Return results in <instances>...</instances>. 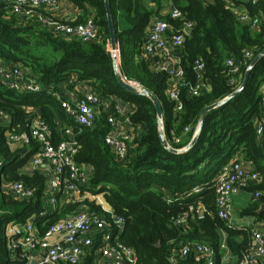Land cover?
Instances as JSON below:
<instances>
[{
	"label": "trees",
	"instance_id": "1",
	"mask_svg": "<svg viewBox=\"0 0 264 264\" xmlns=\"http://www.w3.org/2000/svg\"><path fill=\"white\" fill-rule=\"evenodd\" d=\"M66 1L79 13L68 23H82L90 16L99 40L63 38L35 20L17 18L12 6L0 1V62L4 67L19 66L26 77H36L42 86L41 91L30 93L0 84V111L7 116L0 120L1 183L6 187L20 182L33 191L29 200L20 201L1 187L0 256L5 255V264L18 263L11 257L9 243L15 236L6 234L7 225L32 220L38 234L43 235L50 225L77 208L75 204L64 206L58 202L46 212L45 175L40 169L25 170L38 143L31 140L27 146L14 147L8 142L10 134L27 133L35 119L48 126L53 144L67 140L65 130H70L77 144L75 161L89 169L90 192L100 194L107 207L123 219L119 241L133 250L137 264H172L170 258L186 243L211 248L215 264H222L227 250L233 260L225 264H237L249 251L251 229L245 225L233 228L218 217L213 179L230 162L229 156L239 152L240 160L260 177L258 184L247 188L251 201L239 215L264 223V210L257 213L264 204V147L258 142L256 126L264 117V57L239 93L207 112L193 146L181 150L191 141L203 109L240 87L251 61L264 51V0ZM106 3L119 52L120 73L157 99L162 109L161 121L148 97L130 94L118 84L106 47L110 42ZM171 9L181 15L171 18ZM241 12L247 14L248 20L239 19ZM154 19L167 21L173 32H178L183 23L192 24L182 46L174 50L183 70L176 81L174 99L168 96L170 75L155 67L156 58L143 54ZM246 52L250 57L245 56ZM228 59L239 65L233 76L225 64ZM196 60L204 65L203 82L207 89L192 95ZM77 85L88 86L100 98V105H111L110 113H98L93 127L76 125L61 108L60 101L67 98L62 87L72 89ZM116 102L132 106L128 111L130 124L125 125L131 139L123 160L106 143L111 131L107 118L114 114ZM160 124L168 148L177 152L161 143ZM86 203L100 209L94 202ZM182 217L183 222L177 223ZM222 243L225 249L221 248ZM183 263L195 264L193 255ZM81 264H93L92 254Z\"/></svg>",
	"mask_w": 264,
	"mask_h": 264
},
{
	"label": "built area",
	"instance_id": "2",
	"mask_svg": "<svg viewBox=\"0 0 264 264\" xmlns=\"http://www.w3.org/2000/svg\"><path fill=\"white\" fill-rule=\"evenodd\" d=\"M12 6V13L17 18L26 21H36L41 26L52 30L57 35L67 39H81L84 41L99 40V32L93 20L88 16L84 22L69 24L66 19H60L57 11L60 0H0ZM42 11L44 14L40 13ZM236 11V10H234ZM170 17L175 19L181 14L177 9H171ZM239 19L248 20L246 13H240ZM191 23H183L178 32H173L165 20L154 19L148 29L143 45V54L156 58V68L166 71L171 78L168 96L176 98L177 80L182 77L183 70L178 64V56L174 53L182 46L188 35ZM250 57V53H245ZM231 76L239 71V65L231 59L226 60ZM196 84L190 89L192 95H197L201 89H207L203 82L204 65L196 60L194 62ZM25 71L17 65L4 67L0 65V84L8 89L18 92L37 93L42 86L34 76L26 77ZM230 82H233L230 79ZM239 86L236 88V90ZM264 93V84L262 85ZM101 103L100 98L92 92L81 97L61 100V108L70 115L78 126L93 127L98 121L96 107ZM264 106V95L262 97ZM179 109V106L177 107ZM129 109L121 102H116L114 114L108 115L111 131L106 137V143L112 148L114 154L125 159L131 135L120 125H129ZM7 116L0 111V120ZM258 142L264 147V117L257 122ZM187 131V128L185 129ZM196 129L193 136L196 133ZM57 144L52 143L48 126L39 119H35L27 133L8 135L11 146L22 147L30 144L31 140L38 143L37 151L30 157L25 170L40 169L46 178L45 207L46 212L53 209L60 201L64 206L77 205V208L50 225L43 235H39L32 220L22 225L11 223L6 226V234L15 236L9 243L11 257L18 263L31 264H81L87 255L92 254L93 264H137L133 250L119 241L123 219L115 215L105 203L95 201L90 192L88 180L89 169L75 161L77 144L70 136ZM192 136V137H193ZM216 185V211L220 219L227 221L233 228H241L231 217V201L234 195L246 191L253 184H258L260 177L247 163L238 159L230 160L215 175ZM6 190L13 198L26 201L33 196L32 189L20 182H13L6 186ZM258 196V193L255 194ZM87 202H94L99 210L91 208ZM105 204V205H104ZM44 214V212L42 213ZM183 217L177 223L183 222ZM251 246L237 264H264V228L251 229ZM221 248L225 249L224 244ZM193 255L195 264H215V253L206 245L186 243L181 246L176 256L170 258L172 264H184V260Z\"/></svg>",
	"mask_w": 264,
	"mask_h": 264
},
{
	"label": "water",
	"instance_id": "3",
	"mask_svg": "<svg viewBox=\"0 0 264 264\" xmlns=\"http://www.w3.org/2000/svg\"><path fill=\"white\" fill-rule=\"evenodd\" d=\"M106 11H107V16H108V24H109V36H110V44H111V47L113 49V51H115L116 49H118L117 47V44H116V39H115V34H114V29H113V24H112V20H111V17H110V9H109V6L108 4L106 3ZM111 57H112V60H113V69H114V73H115V77L118 81V84L121 88H123L126 92L130 93V94H136V95H143V96H146L148 97L154 107H155V110H156V115H157V118L159 121H161V118H162V109H161V106L160 104L158 103L157 99L149 92L147 91L146 89H144L143 87L139 86L138 83H136L137 85L135 86L133 82H127L121 75L120 73V70H119V56H117V54L114 52V53H111ZM264 57V51L261 52L260 54H258L250 63L248 69L246 70L245 72V76H244V79H243V82L242 84L240 85V87L235 90L232 94H230L229 96H227L225 99L217 102V103H214L210 106H207L203 109V111L201 112V118L199 120V123L196 127V133L191 141L189 142V144L184 148L182 149L181 151H187L189 150L193 144L195 143L196 141V138H197V135H198V132L201 128V125H202V122L205 118V115L207 114L208 111L224 104L227 100L231 99L232 97H234L237 93H239L247 84L248 82V79H249V76H250V73L252 71V69L254 68V66ZM139 87V88H138ZM160 141L161 143L163 144V146L167 147L168 148V145L164 139V136H163V130H162V125L160 124ZM169 150L173 151V152H177L173 149H170L168 148ZM264 210V204H262L260 206V208L258 209L257 213H261L262 211ZM200 215H202V212H200ZM39 262V260H34L31 262V264H37Z\"/></svg>",
	"mask_w": 264,
	"mask_h": 264
},
{
	"label": "crops",
	"instance_id": "4",
	"mask_svg": "<svg viewBox=\"0 0 264 264\" xmlns=\"http://www.w3.org/2000/svg\"><path fill=\"white\" fill-rule=\"evenodd\" d=\"M78 11L71 5L69 4L66 0H60V7L57 11V16L60 19H66V20H73L77 15ZM0 65L2 63L0 62ZM65 95L69 97L70 99H75L79 97L80 95H84L86 93H89V88L86 85H77L72 89H65L62 87ZM101 106V107H99ZM96 107L97 113H110L111 112V105L108 102H103L101 105ZM126 107L131 110L132 106L126 105ZM100 108V109H98ZM120 127L126 131V127L120 125ZM138 131H141V127L138 128ZM233 159H238L240 160L241 155L239 152L235 153L232 156ZM232 159V160H233ZM3 187V184L1 185ZM251 201V196L247 191H241L237 193L236 195L233 196L232 201H231V206H230V211H232L233 215V220L236 222V224H242L250 229H255V228H264V223L263 222H257L253 217H247V216H240L239 211L243 208H245ZM224 234H222V237L224 238ZM233 257L229 254V252L226 250L221 258L222 264L228 263L229 261H232Z\"/></svg>",
	"mask_w": 264,
	"mask_h": 264
},
{
	"label": "rangeland",
	"instance_id": "5",
	"mask_svg": "<svg viewBox=\"0 0 264 264\" xmlns=\"http://www.w3.org/2000/svg\"><path fill=\"white\" fill-rule=\"evenodd\" d=\"M106 47H107V50L110 52V53H116L117 54V56H119V52H118V49H116L115 51H113V49H112V47H111V44H110V42L106 45ZM127 81V80H126ZM127 82H133V81H127ZM134 83V85L136 86L137 84H136V82H133ZM139 88V87H138ZM13 148V147H12ZM230 157V160H232L233 158H231V155L229 156ZM1 185H2V183H1V179H0V197H1ZM5 186L3 185V189L5 190ZM95 201H98V202H102V203H104L103 202V200H102V198H101V195L100 194H97V196H95ZM58 202H60V201H58ZM105 205V204H104ZM105 206H107V205H105ZM233 213H232V211H231V217H232V219L234 218L233 217V215H232ZM5 260H6V257H5V255L4 254H2L1 256H0V264H5Z\"/></svg>",
	"mask_w": 264,
	"mask_h": 264
}]
</instances>
